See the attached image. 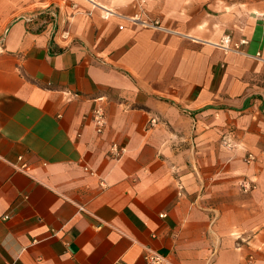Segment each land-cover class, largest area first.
Segmentation results:
<instances>
[{"label":"crops","instance_id":"0c3cea01","mask_svg":"<svg viewBox=\"0 0 264 264\" xmlns=\"http://www.w3.org/2000/svg\"><path fill=\"white\" fill-rule=\"evenodd\" d=\"M152 252L264 264V0H0V264Z\"/></svg>","mask_w":264,"mask_h":264},{"label":"built area","instance_id":"2783aa9c","mask_svg":"<svg viewBox=\"0 0 264 264\" xmlns=\"http://www.w3.org/2000/svg\"><path fill=\"white\" fill-rule=\"evenodd\" d=\"M117 15L116 13H114L113 11L107 10L105 9V18L108 19L110 16H115ZM130 22H132L133 24H142L145 27H156L157 24H153L152 22H148L146 20H143L141 17H139L138 15L134 16V17H130L127 18ZM29 20V19H28ZM58 36L59 38L65 42V43H71L73 42V36L71 34V32L69 30L63 29L60 32H58ZM230 40L227 39L226 42L221 46L223 49H225L227 52H237V53H241L242 50V46L245 45L247 42L246 41H242L240 43H235V44H230L229 43ZM257 57H260V54L257 55ZM102 99H99L98 101H101ZM92 120L95 126V129L98 133H102L106 127L107 124V116H106V111L103 105H97L93 111H92ZM157 124V120L152 119L151 121V125L154 126ZM125 152V149H119L116 146L113 147L112 149V153L113 155H115L116 157H121ZM22 159V158H21ZM253 156L249 155L248 156V160L251 161L253 160ZM22 169L27 170L28 166L27 165H23L21 167ZM246 190L249 189V187L244 186ZM149 264H162V259L158 254L155 253H150L147 257Z\"/></svg>","mask_w":264,"mask_h":264}]
</instances>
